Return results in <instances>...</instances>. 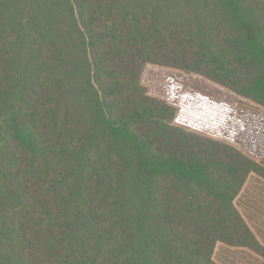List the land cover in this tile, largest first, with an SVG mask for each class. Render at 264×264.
Instances as JSON below:
<instances>
[{
  "label": "trees",
  "instance_id": "obj_1",
  "mask_svg": "<svg viewBox=\"0 0 264 264\" xmlns=\"http://www.w3.org/2000/svg\"><path fill=\"white\" fill-rule=\"evenodd\" d=\"M148 64L264 109V0H0V264L264 259V160L175 124Z\"/></svg>",
  "mask_w": 264,
  "mask_h": 264
},
{
  "label": "rangeland",
  "instance_id": "obj_2",
  "mask_svg": "<svg viewBox=\"0 0 264 264\" xmlns=\"http://www.w3.org/2000/svg\"><path fill=\"white\" fill-rule=\"evenodd\" d=\"M141 81L151 95L176 108L175 124L230 143L257 161L264 160L263 108L201 76L171 68L148 64ZM236 206L264 244V179L250 175ZM213 258L218 264H264L251 251L222 244L215 246Z\"/></svg>",
  "mask_w": 264,
  "mask_h": 264
}]
</instances>
